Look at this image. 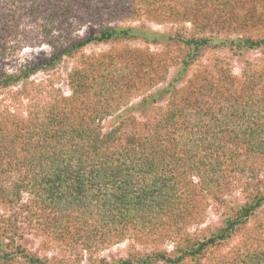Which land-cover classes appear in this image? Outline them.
I'll return each instance as SVG.
<instances>
[{"label": "trees", "instance_id": "16d2710c", "mask_svg": "<svg viewBox=\"0 0 264 264\" xmlns=\"http://www.w3.org/2000/svg\"><path fill=\"white\" fill-rule=\"evenodd\" d=\"M37 43L0 67V264H264V57L232 65L264 54V0H0V54ZM128 239L152 247L96 256Z\"/></svg>", "mask_w": 264, "mask_h": 264}, {"label": "rangeland", "instance_id": "374dc122", "mask_svg": "<svg viewBox=\"0 0 264 264\" xmlns=\"http://www.w3.org/2000/svg\"><path fill=\"white\" fill-rule=\"evenodd\" d=\"M139 22H135V25H138ZM145 25L154 31L161 32V33H169L171 32L173 25L172 24H154V23H147ZM88 28L80 29L77 34L82 36L88 35L90 32ZM129 45H140L144 46L145 44L142 41H131L127 43ZM112 44L111 43H98V44H91L87 46V51H103L108 50ZM160 45H152L150 44L151 49H158ZM6 50V49H5ZM51 48L45 43H37V44H25L20 48H7V51H4L0 54V67L4 68L6 71H15L19 68L22 64L29 60H38L46 55H49ZM225 51H223L224 53ZM264 57V54L259 50H247L240 55L234 56L232 65H233V72L239 74L241 68L244 64L245 60H253V61H260V58ZM71 65V61L69 59L64 60L60 66L55 69L54 71H50L49 78L53 81L56 86H60L65 92L66 89V72ZM173 70H171V73ZM170 73V74H171ZM47 75L40 72L35 75L33 78L37 80H41L46 78ZM138 98H135L132 102H136ZM110 117L105 119L102 124L104 129L108 128L111 124ZM238 194V193H237ZM221 217L217 214L214 208L210 207L207 213V218L205 224H212V223H220ZM201 225V226H203ZM20 230L24 234V240L22 241L24 245L28 248L32 249L33 251L37 252L40 255L47 254L53 259H58L60 257H65L71 260H77V257L69 255L68 251L64 252L58 246L52 244H44V242L36 236L30 228L27 227L26 223L20 222L19 223ZM152 246H142L139 243H136L132 240H125L121 243L113 245L107 249L102 250L96 256L97 257H104L109 261H116L119 258H125L130 253L135 252H143L144 249H149ZM168 248L170 246L168 245ZM67 257V258H66ZM75 260V262H76ZM80 264H90L89 261L83 257Z\"/></svg>", "mask_w": 264, "mask_h": 264}]
</instances>
